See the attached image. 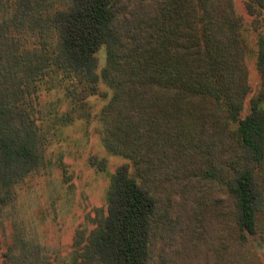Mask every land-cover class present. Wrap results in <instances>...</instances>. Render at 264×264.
<instances>
[{
	"label": "rangeland",
	"instance_id": "rangeland-1",
	"mask_svg": "<svg viewBox=\"0 0 264 264\" xmlns=\"http://www.w3.org/2000/svg\"><path fill=\"white\" fill-rule=\"evenodd\" d=\"M5 2L4 17H10L16 0ZM214 4L216 9L206 14L201 29L183 27L179 39L199 49L204 35H210V26L218 34L220 20L225 25L227 17L234 16L240 22L237 41L249 98L261 93L264 107V78L256 69L264 43V0H215ZM64 8V0H49L43 14ZM17 42L22 63L36 64L35 55L51 54L54 37L30 30ZM98 55L96 87L52 66L33 81L30 94L23 98L41 138V163L0 205V264H73L75 241L92 229L97 211L106 206L111 176L126 164L133 174L137 168L147 169L166 198L167 218L153 245V264H264V213L257 236L239 242L223 179L206 175L214 165L228 162L234 151L227 134L234 125L228 123L224 110L177 85L136 89L125 68L112 84L103 76L108 68L105 49ZM20 80L26 83L23 77ZM126 128L131 129L129 146L123 143ZM193 133L199 145L189 168L167 175L172 171L164 170L170 150ZM105 138L127 151L133 149L136 156L130 160L111 153ZM215 141L220 144L218 157L208 156ZM262 169L257 173L264 192Z\"/></svg>",
	"mask_w": 264,
	"mask_h": 264
},
{
	"label": "trees",
	"instance_id": "trees-1",
	"mask_svg": "<svg viewBox=\"0 0 264 264\" xmlns=\"http://www.w3.org/2000/svg\"><path fill=\"white\" fill-rule=\"evenodd\" d=\"M48 1L16 0L12 15L4 17L7 6L0 0V205L41 163V138L27 103H22L30 85L54 66L77 82L96 87L98 54L105 49L108 68L103 76L112 84L125 68L136 89L177 85L224 110L228 123L234 125L227 131L234 151L228 162L214 165L206 175L223 179L239 242L256 237L264 213L257 173L264 167V107L261 93L249 98L251 89L237 41L239 20L232 15L225 25L220 20L218 34L210 26V35H204V42L194 50L179 39L182 28L201 29L206 14L216 9L215 0H64V10L45 16ZM246 6L251 13L250 3ZM30 30L54 37L51 54L35 55L36 64L22 63L18 52V36ZM256 69L264 78L263 42ZM119 88H123L121 81ZM130 132L129 128L123 131L126 146ZM187 139L170 150L164 170L172 171L167 175L189 168L199 144L194 133ZM104 143L115 155L130 160L136 156L133 149L127 151L108 138ZM210 148L207 155L218 157L219 142ZM90 161L96 164L95 158ZM156 182L147 169L137 168L133 174L128 164L119 167L111 176L105 208L97 211L89 233L75 241L73 264H153V245L167 218L166 198Z\"/></svg>",
	"mask_w": 264,
	"mask_h": 264
}]
</instances>
